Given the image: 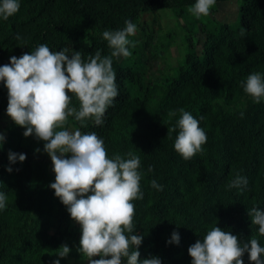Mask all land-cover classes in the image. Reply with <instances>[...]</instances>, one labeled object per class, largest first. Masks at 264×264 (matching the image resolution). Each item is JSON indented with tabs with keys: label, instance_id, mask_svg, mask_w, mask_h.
Listing matches in <instances>:
<instances>
[{
	"label": "trees",
	"instance_id": "obj_1",
	"mask_svg": "<svg viewBox=\"0 0 264 264\" xmlns=\"http://www.w3.org/2000/svg\"><path fill=\"white\" fill-rule=\"evenodd\" d=\"M227 0H216L222 2ZM234 23L206 19L186 37L185 54L171 73L153 77L152 51L147 41L135 36L130 57H113L119 95L105 113L103 125L87 121L82 132H96L104 140L109 157L134 152L141 159L142 200L133 201L135 233L143 236L140 259L157 256L162 264H191L188 247L202 239L212 226L237 235L241 241L259 236L248 209L264 210V100L255 103L243 91L242 80L253 72L264 75V0H235ZM195 0H20V9L8 20L0 18V66L10 57L31 52L43 43L50 50H77L87 59L97 50L110 55L104 30L124 27L125 19L140 27L144 12L169 9L183 17ZM213 6L211 10L213 11ZM243 29L244 35H241ZM19 34L22 40H17ZM73 106L78 102L73 98ZM8 93L0 81V116L7 115ZM184 108L199 120L207 134L203 152L189 160L174 150L176 133L168 127L176 119L170 110ZM244 112L243 118L240 112ZM203 117V119H201ZM6 140L0 148V191L7 207L0 211V264H51L64 258L55 252L68 242L70 214L49 187L55 173L49 172L44 141L23 138L24 128L7 115ZM39 148L41 151L36 152ZM9 150L26 154L23 162L11 164ZM151 165L152 172L147 169ZM236 173L246 176L243 191L227 188ZM155 179L162 190L152 188ZM179 244L167 243L173 231ZM134 250V249H133ZM96 259H99L97 257ZM264 259V256H262ZM244 264H254L243 256ZM126 264V260H125Z\"/></svg>",
	"mask_w": 264,
	"mask_h": 264
},
{
	"label": "clouds",
	"instance_id": "obj_2",
	"mask_svg": "<svg viewBox=\"0 0 264 264\" xmlns=\"http://www.w3.org/2000/svg\"><path fill=\"white\" fill-rule=\"evenodd\" d=\"M215 4L216 0H195L187 11L199 19L208 16ZM19 9L20 0H0V18L5 21ZM136 31L137 25L129 19H125L122 29L104 30L102 37L111 49L110 55L97 50L84 59L80 51H52L41 43L31 52L11 56L9 64L0 66V81L8 93L6 113L25 129V137L44 141L43 151L50 157L55 173V181L49 187L80 226L77 251L86 257L87 264H125V260L126 264H162L157 256L140 259L138 249L143 236L134 234L133 201L144 198L140 156L129 151L126 156L116 153L109 157L104 140L96 132L66 127L69 117L84 128L89 120L103 125L106 111L119 95L113 57L132 55L129 45L134 48L135 44L129 37ZM16 39L22 37L17 34ZM241 85L255 103L264 100V75L260 72L250 73ZM73 98L78 107L73 106ZM177 112L179 117L168 127L167 135L171 138L176 133L174 150L189 160L203 152L207 134L199 120L184 108L170 110L169 119L177 117ZM240 116L243 118V111ZM5 140L0 132V148ZM25 159L26 154L9 150L6 170L11 173L10 165ZM147 171L152 172L153 167L149 165ZM150 185L157 190L163 188L155 179ZM247 185V177L236 173L227 188L243 191ZM7 200L6 193L0 191V211L7 207ZM248 215L251 223L258 226L259 236H264V210L254 206L248 209ZM179 242V233L174 230L167 243ZM70 251L67 244H62L55 254L65 258ZM187 251L191 264H244L245 253L254 264H264V246L256 237L241 241L218 226L207 230ZM51 264H60V259Z\"/></svg>",
	"mask_w": 264,
	"mask_h": 264
},
{
	"label": "rangeland",
	"instance_id": "obj_3",
	"mask_svg": "<svg viewBox=\"0 0 264 264\" xmlns=\"http://www.w3.org/2000/svg\"><path fill=\"white\" fill-rule=\"evenodd\" d=\"M215 9L210 10L208 16H202L199 19L191 15L189 12L183 17H176L169 9H158L153 12H144L140 15V27L134 35L138 40L147 41L146 53L152 51L154 57L151 58L150 72L153 77L162 76L165 73H171L179 64L185 54V45L187 34L192 33L195 39L201 40L202 35L199 29L202 22L206 19L219 20L224 23L232 24L236 19L237 2L235 0H227L217 2L214 5ZM122 56L116 57L120 60ZM8 126L7 115L0 116V132L6 137V128ZM70 130H74L73 124L69 121L66 126ZM25 129L23 130V132ZM26 140H31L33 136L25 137ZM49 172L52 171V162L50 157ZM79 224L70 219L68 242L77 252L78 257H73L68 254L65 257L66 264H87L86 257L77 251L80 239ZM95 259L97 257H94Z\"/></svg>",
	"mask_w": 264,
	"mask_h": 264
}]
</instances>
